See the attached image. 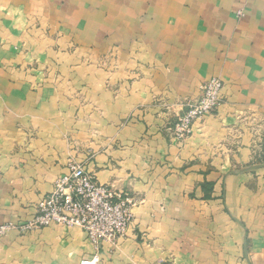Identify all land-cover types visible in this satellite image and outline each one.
<instances>
[{
  "label": "crops",
  "instance_id": "crops-1",
  "mask_svg": "<svg viewBox=\"0 0 264 264\" xmlns=\"http://www.w3.org/2000/svg\"><path fill=\"white\" fill-rule=\"evenodd\" d=\"M213 76L204 127L264 114V0H0V223L29 220L70 161L137 201L114 247L12 230L0 264H264V167L212 170L211 127L168 131Z\"/></svg>",
  "mask_w": 264,
  "mask_h": 264
},
{
  "label": "built area",
  "instance_id": "built-area-1",
  "mask_svg": "<svg viewBox=\"0 0 264 264\" xmlns=\"http://www.w3.org/2000/svg\"><path fill=\"white\" fill-rule=\"evenodd\" d=\"M223 84L220 78L211 77L201 85L198 98L186 104L184 111L171 123L175 139L186 138L195 122L212 113L221 99ZM137 201L126 192L98 182L84 167L68 163V172L58 177L52 190L34 205L33 216L24 224L0 225V235L9 230L34 231L52 225L78 227L98 250L107 244L116 246L127 235ZM98 252L80 264H98Z\"/></svg>",
  "mask_w": 264,
  "mask_h": 264
},
{
  "label": "rangeland",
  "instance_id": "rangeland-1",
  "mask_svg": "<svg viewBox=\"0 0 264 264\" xmlns=\"http://www.w3.org/2000/svg\"><path fill=\"white\" fill-rule=\"evenodd\" d=\"M213 77H217V76H213ZM204 82L200 84L199 94L196 96V98L200 96L201 85ZM196 98L187 100L184 104V109L186 108V104L188 102L193 101ZM221 101H222V94L217 107L219 106ZM217 107L214 109V111L217 109ZM179 115H177L174 120H176V118ZM233 117H234V121L232 122L222 121L219 118L218 122L216 119V122L214 124H210L209 122L206 127H204L203 124L204 118L197 121V123L196 122L194 123L193 130L194 131L200 130L199 132L205 136V137L203 136L204 138L210 135L209 129L214 130L213 133L214 140L207 142L205 141V145L207 148H205V151L203 149V153H202L203 157L206 156L207 157L206 161L212 164L210 166L212 170L213 169L215 170L217 168L216 171L218 172L221 171L224 174L250 172L251 169L264 167V114L260 112L257 108L252 107V108L239 109L237 112L233 114ZM174 120L171 121L170 124L173 123ZM208 126L211 128L208 129ZM168 131L171 137L175 139L174 133L171 130ZM189 136H191V134H189L187 137ZM186 138L181 139L180 141H183ZM203 205H206L207 208L211 207L210 203H204ZM226 212L228 213L229 216H232L230 212L228 211ZM232 219L233 222H236L238 227H242V228L245 227L243 222H239V220H235L234 218ZM27 221L28 220H26L25 222L8 221L4 223L2 222L0 223V225H5L7 223L21 225L26 223ZM52 226H55L56 228L65 227L61 225H52ZM12 230L19 231V229H12ZM12 230H9L8 232ZM8 232L6 234H1L0 237L7 235ZM19 232L22 234L26 232L30 233L33 231H19ZM245 233H246L245 237L248 236L247 231ZM248 241L250 240L248 239V237H246L245 243L247 244ZM161 264H176V263H174V259L173 260L169 259V261L161 262Z\"/></svg>",
  "mask_w": 264,
  "mask_h": 264
}]
</instances>
